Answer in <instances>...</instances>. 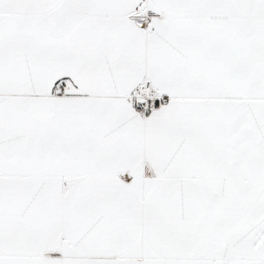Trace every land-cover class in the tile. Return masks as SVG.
Returning a JSON list of instances; mask_svg holds the SVG:
<instances>
[{"label":"snow or ice","instance_id":"6c2138e0","mask_svg":"<svg viewBox=\"0 0 264 264\" xmlns=\"http://www.w3.org/2000/svg\"><path fill=\"white\" fill-rule=\"evenodd\" d=\"M0 264H264V0H0Z\"/></svg>","mask_w":264,"mask_h":264}]
</instances>
